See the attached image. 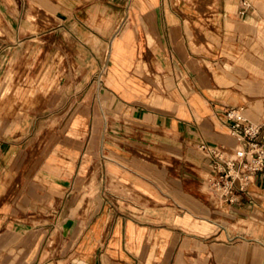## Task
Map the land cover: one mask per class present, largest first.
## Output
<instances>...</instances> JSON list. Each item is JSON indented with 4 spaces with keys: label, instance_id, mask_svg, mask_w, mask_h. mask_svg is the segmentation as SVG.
<instances>
[{
    "label": "crops",
    "instance_id": "1",
    "mask_svg": "<svg viewBox=\"0 0 264 264\" xmlns=\"http://www.w3.org/2000/svg\"><path fill=\"white\" fill-rule=\"evenodd\" d=\"M70 1L0 0L7 22L0 57L18 54L20 45L46 54L47 45L30 42L69 30L81 40L69 69L82 72L83 87L97 69L88 44L107 39L105 29L96 36L84 25L102 29L127 18L109 45L105 88L72 116L27 189L43 204L36 224L12 229L22 233L25 264H264V184L257 176L240 203L221 202L207 182L212 159L199 150L205 143L233 153L236 141L221 117L227 108L264 120V0H96L76 9ZM111 5L120 10L112 13ZM79 135L86 137V154L77 165ZM7 144L0 141V161L18 160ZM63 144L71 145L68 160L56 155ZM96 151L100 187L83 192ZM68 188L73 195L58 213H48L46 202L63 198ZM95 193L96 208L82 213L84 196ZM18 205L35 207L26 194ZM48 229L61 234L66 258L46 259Z\"/></svg>",
    "mask_w": 264,
    "mask_h": 264
},
{
    "label": "rangeland",
    "instance_id": "2",
    "mask_svg": "<svg viewBox=\"0 0 264 264\" xmlns=\"http://www.w3.org/2000/svg\"><path fill=\"white\" fill-rule=\"evenodd\" d=\"M91 1L96 0H71L68 6L76 9L78 5H85ZM118 10H120L119 7L111 5L112 13ZM208 10L211 11L209 8ZM126 12L129 17L133 10L127 9ZM36 15L39 14L36 13ZM49 18L47 14V24L44 25L46 30H49L51 26ZM126 19L125 17L119 23L111 24L109 27L104 25L102 29L98 28L102 26L99 24L84 25L88 26L96 36H99L104 29L107 33L105 42L95 43L94 46L88 44L89 52L95 56L97 69L86 87L80 85L82 72L76 73L69 69L71 63L80 54L79 44L81 43V40L69 33V30H62V33L57 34L56 37L50 34L42 35L41 39L30 42H34L35 45L38 43L41 46L47 45L46 54L38 51L36 47L20 45L18 54L16 52L14 56L0 57L3 64L0 71V141H8L5 150L19 155L18 160L13 162H5L7 158L0 161V264H25L27 253L19 246L23 240L22 233L14 234L12 229L16 223L36 224L38 206L43 204L29 195L27 189L32 182H37V171L44 168L43 164L47 158L54 155L53 150L65 137V130L72 116L86 106L88 97L91 96L94 99V92L98 93L100 87L105 88L109 45L112 38L126 25ZM6 30V15L0 11V37L6 34ZM56 64L59 66L54 67ZM49 65L54 68L51 72H46L45 69H48ZM62 65L63 72H60L58 70ZM13 122L20 123L21 128L15 129ZM84 122L87 126V119ZM100 125L105 127L102 122ZM78 139L80 151L77 165H80L86 154L85 147H82L86 137L79 135ZM70 147L69 144H63L62 151L56 154L57 158L68 160L67 153ZM89 158L88 167L83 174V192L100 187L97 181L103 173L102 162L99 163V159H102L100 153L96 151L95 154H90ZM62 170V175L67 176L65 169ZM75 175L77 176V172ZM36 190V194L39 193V187H36ZM24 194L35 204L33 209L19 208L18 202ZM72 195L73 190L68 188L63 198L52 197L53 199L46 202L47 212L58 213ZM97 195V193L85 195L79 210L87 214L88 211L95 209L100 200L96 198ZM49 217L48 214L47 223H50ZM60 237V233L54 235L48 229L43 244L44 250H48L47 260L58 259L61 255L65 256L64 258L68 256L63 249V244L60 248ZM4 259L7 261L3 262Z\"/></svg>",
    "mask_w": 264,
    "mask_h": 264
},
{
    "label": "built area",
    "instance_id": "3",
    "mask_svg": "<svg viewBox=\"0 0 264 264\" xmlns=\"http://www.w3.org/2000/svg\"><path fill=\"white\" fill-rule=\"evenodd\" d=\"M248 8L242 2V14ZM221 117L236 145L233 153L225 155L215 147L199 144V150L211 159V177L208 186L212 195L221 202L236 204L249 195V186L259 176L264 184V120L252 122L242 108H227Z\"/></svg>",
    "mask_w": 264,
    "mask_h": 264
}]
</instances>
